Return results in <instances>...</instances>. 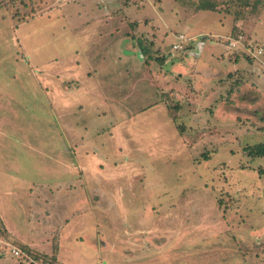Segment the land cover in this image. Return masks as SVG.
<instances>
[{"label": "rangeland", "instance_id": "rangeland-1", "mask_svg": "<svg viewBox=\"0 0 264 264\" xmlns=\"http://www.w3.org/2000/svg\"><path fill=\"white\" fill-rule=\"evenodd\" d=\"M9 1L0 264H264V0ZM113 8L145 51L99 26Z\"/></svg>", "mask_w": 264, "mask_h": 264}, {"label": "crops", "instance_id": "crops-1", "mask_svg": "<svg viewBox=\"0 0 264 264\" xmlns=\"http://www.w3.org/2000/svg\"><path fill=\"white\" fill-rule=\"evenodd\" d=\"M3 1L6 3L7 0H3ZM11 1H15V0H10L9 2H11ZM193 1H195V0H193ZM101 3L104 6H107L108 7V5L110 3L118 4L119 2H116L115 0H100V1H98V0H92V1L91 0H87L84 3V5H86V9L88 7H90V6H92V5H97V6L99 5L101 8L105 9V7L102 6ZM130 5H132L130 0H128V2L126 0V2L123 3V6H124L125 9H128L130 7ZM119 7H121V5ZM133 7L137 11H141V9L136 5L135 2H134V6ZM120 9H122V8H118V9L113 8V11H110L107 17L101 19V21L99 22L100 23L99 26L101 28L108 27V26H110L109 23H116V24L122 26L124 22L125 23L127 22V25L131 28V30H130V32H127L126 33L127 34L126 46L129 47L132 52H135L136 51L138 53H141V51H145V49H143L144 47L142 48V46H139V43L140 42H139V39L138 38H140V36L142 35V33H141V35L139 33L140 32L139 27L147 19L145 17L140 16L138 13L135 16L136 19H131L130 16L125 18V17H121V15H115V13H116L115 11H119ZM34 13H35V11H34ZM220 17H222V16H220ZM21 19L24 20L25 17H22ZM140 39H143L144 40V37L142 36ZM140 48H142L141 51H140ZM201 49L203 50L204 49V46H202ZM84 146H85V141L82 139L81 142H80V148L83 149ZM92 147L97 148L95 146H92ZM68 148L71 149L73 147H71V146L69 147L68 146ZM83 155L87 156V153L85 152ZM80 168H82L83 170H87L88 169V167L85 164L79 162L78 169H80ZM8 235L10 236V234H8ZM5 238L6 239H4V238L3 239L4 240L11 241L12 243H15L14 241L9 240L8 239V236H5ZM25 238H26L25 240H23L24 238H21V239L17 240L18 243H15V244L19 245L21 248L26 247V249L29 250V252H33V253H36V254H38V253L47 254L49 252V251L41 250L40 248H38V246H36L33 241L32 242L29 241V238L28 237H25ZM59 239H62V238L60 237V238H58V240ZM58 240H56V241L58 242ZM57 259H59V260L61 259V249L60 248L58 250Z\"/></svg>", "mask_w": 264, "mask_h": 264}, {"label": "trees", "instance_id": "trees-1", "mask_svg": "<svg viewBox=\"0 0 264 264\" xmlns=\"http://www.w3.org/2000/svg\"><path fill=\"white\" fill-rule=\"evenodd\" d=\"M218 3V0H198L194 1L193 6L195 7V11L207 10L213 12L217 10ZM246 151L252 158H262L264 157V143L256 144L253 147H247Z\"/></svg>", "mask_w": 264, "mask_h": 264}, {"label": "built area", "instance_id": "built-area-1", "mask_svg": "<svg viewBox=\"0 0 264 264\" xmlns=\"http://www.w3.org/2000/svg\"><path fill=\"white\" fill-rule=\"evenodd\" d=\"M188 40L186 38V36L182 33L178 34L177 37H176V41L173 45H172V49L175 51V52H179L180 50H182L184 47H186V45L188 44ZM231 40V39H230ZM236 46V43L235 42H232L230 41L229 42V47L232 48ZM260 54H262V50H258ZM12 255L17 257V258H20L22 257V255L24 256L23 252L20 251L19 249H16V248H12ZM28 258V257H27ZM36 264V263H34Z\"/></svg>", "mask_w": 264, "mask_h": 264}]
</instances>
